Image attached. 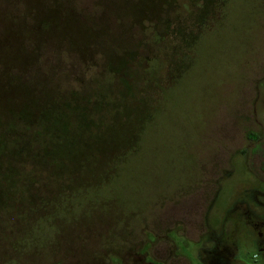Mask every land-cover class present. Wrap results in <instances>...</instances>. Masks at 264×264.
Returning a JSON list of instances; mask_svg holds the SVG:
<instances>
[{"label": "rangeland", "instance_id": "obj_1", "mask_svg": "<svg viewBox=\"0 0 264 264\" xmlns=\"http://www.w3.org/2000/svg\"><path fill=\"white\" fill-rule=\"evenodd\" d=\"M29 1L0 0V78L14 72L15 60L33 61L21 82L30 84L38 73L63 115H68L64 102L81 103L78 113L80 109L93 125L86 136L107 121L106 128H96L104 135L90 141L97 152L105 155L109 141L130 142L133 130L135 143L115 167L89 162L70 179L53 167L39 168L36 156L34 164L28 162L37 165L26 168L32 185L28 193L46 200L77 196L67 203L69 215L56 209L54 219L43 221L38 234L31 233L40 246L31 250L27 243L22 248V239L28 227L30 232L38 228L45 209H38L37 202L27 206L28 224L0 213V264H85L96 254L107 263L103 253L112 237L115 246L125 244L121 238L141 233L142 227L153 229L156 217L184 202L192 169L200 175L206 156L230 132L228 113L248 92L252 75L264 71V0H161L156 15L140 18L138 0ZM55 7H65L75 23L85 25L80 28L83 43L91 47L75 51L74 45L47 42L49 35L40 29L35 33L41 22L37 17L46 13L52 18ZM121 57L129 60L131 70ZM111 61L127 96L110 72ZM2 92L3 113L29 105L22 88ZM33 145L38 151L40 145ZM62 220L64 227L56 228Z\"/></svg>", "mask_w": 264, "mask_h": 264}, {"label": "flooded vegetation", "instance_id": "obj_2", "mask_svg": "<svg viewBox=\"0 0 264 264\" xmlns=\"http://www.w3.org/2000/svg\"><path fill=\"white\" fill-rule=\"evenodd\" d=\"M250 81L183 204L85 264H264V71Z\"/></svg>", "mask_w": 264, "mask_h": 264}, {"label": "trees", "instance_id": "obj_3", "mask_svg": "<svg viewBox=\"0 0 264 264\" xmlns=\"http://www.w3.org/2000/svg\"><path fill=\"white\" fill-rule=\"evenodd\" d=\"M27 1L28 0H25L26 5ZM31 1L34 0H30L29 3ZM155 1L154 4L149 3L148 0L136 1L143 6L138 18L156 15L161 0ZM35 2L40 3L39 0H35ZM22 5L24 6V3H22ZM148 6L152 7V10H149ZM40 11V8H36L37 16L40 14ZM54 11L55 15L52 18L51 16L45 17L46 13L41 15L40 19L37 17V20L41 21L35 26V33L37 35L39 32L37 33L36 31L40 29L39 31H42L43 34L47 33L49 35V37L46 38L47 42L53 39L58 42L56 45L62 44L66 47H68V45H74V48H76L75 51L91 47L83 43L84 39L82 38V31L80 28H84L83 26L85 25H81L82 23L80 22H78V24L75 23L74 17H72L73 15L69 13L65 7L61 9L55 7ZM48 18H50V20H48ZM58 21H60V25L56 24ZM38 25L41 26L38 27ZM85 32L87 31L85 30ZM29 35L30 31H27L25 35L26 41L30 40ZM58 37L61 39L59 38L60 40H58ZM107 61L109 63V60ZM122 61H124L127 69L131 70L129 60L122 58ZM32 64L33 61L25 62L22 58L19 62L15 60L16 67H14V72L12 74L7 73L5 77L0 78V97L3 98L2 95L4 92H2V90L10 89L14 86L22 88V91L25 92L24 95L29 97V105H26L24 102L21 103L18 108H22L23 104H25V108L23 107L20 110L17 109L16 112L6 114L2 111L7 110L0 107V213L6 211L11 217H15L16 219L22 220L23 223L28 224L31 218L28 217L25 212L27 206L31 207L34 202H37L38 204H36V207H38V209H45L46 211L37 220V224H39L38 228L36 229L33 226L30 232V228L28 227L25 233L26 235L22 239V248L24 249L25 243H27L28 250L38 246L39 238L33 237L34 235L32 234L34 231L37 234L40 232L41 223L48 219H54L57 215L56 209L69 215L72 211L69 204L77 195L76 192H72L73 194L70 193V195H65L64 198H62L63 195L61 194L57 199L52 197L50 200H46L45 197L39 196L40 194L33 195L28 193L32 185L29 179L30 174L28 176L30 171H27L26 168L28 167L31 170V166L36 167V164L39 165V168L53 167L52 169L58 170V175H63V173L68 175L69 173L70 179L71 177H75L76 174H82V171L89 162H93L95 165L98 162L96 166L100 168L111 167L122 162V159H125L124 150L126 149L128 151L127 148L133 147L135 143V132L133 130L128 135L132 140L128 142V139L127 145L125 144L126 146L121 142L118 145L117 142L114 143L109 141L105 148V155L104 153L101 155L97 152L95 149V142L90 141L93 138L97 139L104 135L105 132H98L96 128H106L107 121H102L95 126L93 136L89 134L86 136V130L93 128V125L83 116L80 109V114L78 113V107L82 106L81 103L75 100L72 101L71 104L64 102V107L68 115H63L57 108L59 104L53 102L54 92H52L48 86L44 85V83L40 81L41 79H38V73L31 79L30 84L21 82V75H25L30 70V65ZM108 65L109 68H113L110 72L117 77L123 88L121 95L127 96L124 91L123 81L120 78V72L115 70L112 61ZM4 102L5 101H2L0 98V106L4 104ZM109 120L108 122L115 121L116 118L113 117ZM71 129L74 130L71 131ZM111 134L113 135L115 133L113 132ZM88 137L89 139L87 140ZM43 138L45 140L44 144L48 142L46 146L41 145L40 140ZM34 142L40 145L38 151H34L35 149L32 147L34 146ZM86 143L89 144L87 145ZM21 150L23 151L21 152ZM96 153H99V156L98 154L96 155ZM35 156L38 159L37 163L35 165H30L34 164L33 161L35 160ZM101 160L103 163L99 166ZM28 162L30 164H28ZM112 173H115V171ZM112 173L110 172L109 174ZM84 178L87 179L86 176H84ZM86 179L84 184L87 183ZM72 188H75V186H72ZM82 188H84V191L87 190L85 186ZM82 188H78V193L83 192L80 191ZM63 190L65 189H61V191ZM67 203L69 204L67 205ZM21 211L23 212L21 213ZM22 218L26 219L23 220ZM56 224V228L61 229L64 227L65 223L62 220ZM45 244L47 243L45 242Z\"/></svg>", "mask_w": 264, "mask_h": 264}]
</instances>
